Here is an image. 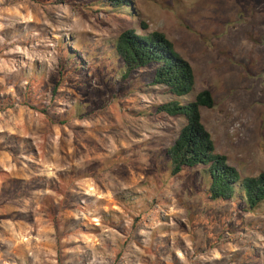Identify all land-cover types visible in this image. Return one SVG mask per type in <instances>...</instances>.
<instances>
[{
	"label": "rangeland",
	"instance_id": "1",
	"mask_svg": "<svg viewBox=\"0 0 264 264\" xmlns=\"http://www.w3.org/2000/svg\"><path fill=\"white\" fill-rule=\"evenodd\" d=\"M0 0V264H264V202L212 201L204 168L170 173L202 122L242 179L264 173V0ZM161 32L193 69L185 97L121 81L125 30Z\"/></svg>",
	"mask_w": 264,
	"mask_h": 264
},
{
	"label": "trees",
	"instance_id": "2",
	"mask_svg": "<svg viewBox=\"0 0 264 264\" xmlns=\"http://www.w3.org/2000/svg\"><path fill=\"white\" fill-rule=\"evenodd\" d=\"M111 2L116 8L129 5L127 0ZM140 30L143 35H138L135 30L123 31L113 47L124 69L121 81L152 65L151 86L164 87L168 94L178 98L189 95L195 86L190 64L179 56L163 33H148V26L144 23L140 24ZM214 105L211 93L204 90L188 105L171 102L157 108L159 114L185 120L177 139L165 153L171 176H178L185 168L202 167L204 178L209 182L208 193L212 201L231 200L239 187L248 210L254 211L264 202V173L242 179L236 169L228 165L227 158L216 153L212 137L201 117L202 109L210 110Z\"/></svg>",
	"mask_w": 264,
	"mask_h": 264
}]
</instances>
